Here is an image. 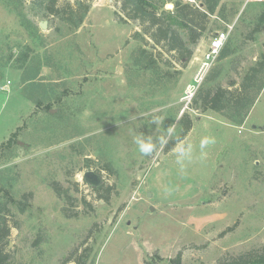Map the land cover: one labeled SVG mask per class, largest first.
I'll use <instances>...</instances> for the list:
<instances>
[{
	"label": "rangeland",
	"instance_id": "1",
	"mask_svg": "<svg viewBox=\"0 0 264 264\" xmlns=\"http://www.w3.org/2000/svg\"><path fill=\"white\" fill-rule=\"evenodd\" d=\"M47 1L0 0V86L9 81L0 90V201H8L14 225L5 264H77L63 262L74 249L84 264L162 263L159 257L178 251L182 264H215L262 245L264 87L242 126L226 125L225 116L193 99L201 85H237L264 58V28L253 32L264 0H219L194 43L175 19L190 58L147 37L157 58L153 69L133 62L142 42L131 35L141 25L118 20L119 0H84L89 9L79 27L47 12ZM150 1L159 14L174 13L176 0ZM226 23L233 24L224 44L231 52L201 74L186 101L210 37ZM185 114L191 129L165 151L168 140L179 137ZM204 137L216 142L201 150ZM136 138L153 151L140 153ZM178 144L190 145L191 155L175 151ZM87 170L99 174L98 185L112 186L108 201L83 179ZM52 181L67 190L68 202Z\"/></svg>",
	"mask_w": 264,
	"mask_h": 264
},
{
	"label": "trees",
	"instance_id": "2",
	"mask_svg": "<svg viewBox=\"0 0 264 264\" xmlns=\"http://www.w3.org/2000/svg\"><path fill=\"white\" fill-rule=\"evenodd\" d=\"M120 10L123 13L115 11L117 18L120 22L125 23L128 20H137L141 25V31H134L131 35L133 38L139 37L142 46H140L133 57L135 65L143 69H153L157 66V58L149 52L147 47L149 44L148 38L152 41L154 46H159L167 52L174 51L177 56L190 58L191 49L187 48L184 40L182 39L178 30L174 27V20H178L182 27L187 28L189 40L191 43L201 35L208 23V14H212L219 6V0H202L204 10L194 7L189 3H182L175 1L174 13L157 12V7L150 0H119ZM58 0H48L45 9L53 15H58L62 20L67 22L70 26L79 27L88 12L89 5L84 0H79L75 4L65 2L57 5ZM219 9L222 16V10ZM20 15L21 12L18 11ZM178 23V24H179ZM264 28V11L260 12L255 19V27L253 32H258ZM148 37V38H147ZM264 45V42H263ZM30 50V48L28 47ZM231 51L224 47L221 49L218 59L224 58L229 55ZM161 52H157L160 54ZM23 59L27 58V52L22 54ZM218 75L217 73L210 74L205 77V83L214 80ZM264 87V58L256 61L250 65L243 73L240 82L235 85L231 82L229 86H222L216 84L214 86L201 85L194 94L193 103L197 104L202 110H212L221 113L231 123L241 125L245 121L251 107L255 103L261 90ZM182 130L178 138L170 139L165 144V151H169L174 147L177 141L182 140L192 127L191 119L188 115H182L181 120ZM14 133H12L13 135ZM11 141V139L9 140ZM104 168L109 172H114L110 164L106 163ZM51 188L62 197L66 202L70 199L67 190L62 189L59 183L52 181L49 183ZM96 193L104 201L109 200L112 191L111 185H100L94 187ZM103 191L104 193H101ZM31 192L24 193L23 198L30 197ZM11 198H9L10 200ZM12 200V199H11ZM86 203V201H84ZM17 204H22V201H17ZM24 210V205L19 207ZM62 211L66 216H75L70 214L66 207H62ZM11 215L8 201H0V264H5L8 261L9 254L5 250L8 238L10 236L11 226L8 220ZM74 249L64 260L75 261L77 264H84V261L79 258H74ZM158 253L153 254V256ZM162 263L150 262L148 264H182V255L178 251L174 256L163 259L159 257ZM215 264H264V243L259 247L249 249L243 253L234 256H224L220 258Z\"/></svg>",
	"mask_w": 264,
	"mask_h": 264
},
{
	"label": "built area",
	"instance_id": "3",
	"mask_svg": "<svg viewBox=\"0 0 264 264\" xmlns=\"http://www.w3.org/2000/svg\"><path fill=\"white\" fill-rule=\"evenodd\" d=\"M186 3H191L197 6L202 5L201 3L197 2V0H182ZM250 1H262V0H245L244 4L250 2ZM168 9H172L173 8V3H169L167 4ZM233 28V24L232 23H226L224 28L215 32L212 37H210L208 46L206 48V50L204 51L203 54V59L201 61V68L199 70V74L194 77V83L188 84V86L186 87L185 90V95L183 97V99H185L186 101H190V99L192 98L194 92H195V88L197 83L200 81L199 78L201 79V74H203L205 72V70L208 69V67L218 58L219 53L221 51V49L223 48L229 33L231 32ZM7 83H9V81H7ZM7 83L3 86H0V90H3L4 88L7 87Z\"/></svg>",
	"mask_w": 264,
	"mask_h": 264
},
{
	"label": "clouds",
	"instance_id": "4",
	"mask_svg": "<svg viewBox=\"0 0 264 264\" xmlns=\"http://www.w3.org/2000/svg\"><path fill=\"white\" fill-rule=\"evenodd\" d=\"M173 130L174 126H170L168 129L169 132H172ZM215 142L216 141L214 137H204L201 139L199 147L201 150H204L207 146L215 144ZM135 143L138 147L139 152L144 155L150 154L153 151L154 145L151 143H146L139 138L135 139ZM175 151L179 152L182 156H190L191 146L189 145V147L185 149L182 144H178ZM181 171H183V169Z\"/></svg>",
	"mask_w": 264,
	"mask_h": 264
},
{
	"label": "water",
	"instance_id": "5",
	"mask_svg": "<svg viewBox=\"0 0 264 264\" xmlns=\"http://www.w3.org/2000/svg\"><path fill=\"white\" fill-rule=\"evenodd\" d=\"M41 29H45L47 27L46 21H41L39 23ZM83 179L89 183L91 186H97L101 182V177L95 171L87 170L83 173Z\"/></svg>",
	"mask_w": 264,
	"mask_h": 264
},
{
	"label": "crops",
	"instance_id": "6",
	"mask_svg": "<svg viewBox=\"0 0 264 264\" xmlns=\"http://www.w3.org/2000/svg\"><path fill=\"white\" fill-rule=\"evenodd\" d=\"M245 121H246V119H245ZM245 121L243 122V124L245 123ZM226 125H228V126H234V127L238 126V125L233 124V123H230V122L226 123ZM241 126H242V124H241Z\"/></svg>",
	"mask_w": 264,
	"mask_h": 264
}]
</instances>
